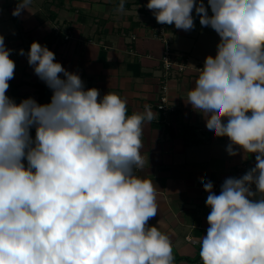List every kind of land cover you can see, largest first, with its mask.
<instances>
[{"label":"clouds","instance_id":"9594fccd","mask_svg":"<svg viewBox=\"0 0 264 264\" xmlns=\"http://www.w3.org/2000/svg\"><path fill=\"white\" fill-rule=\"evenodd\" d=\"M31 3L16 0L12 15L30 11ZM207 5L146 4L158 24L191 31L195 10L218 34L216 54L198 68L185 103L216 137L228 138L230 156L237 149L255 154V167L226 178L218 195L201 178L211 211L199 255L203 264H264V0ZM12 52L0 34V264H174L170 237L148 224L158 214V188L137 174L145 170V126L158 113L145 105L129 115L126 98L85 89L37 41L18 54L51 99L17 104L6 95L15 76Z\"/></svg>","mask_w":264,"mask_h":264},{"label":"crops","instance_id":"0c3cea01","mask_svg":"<svg viewBox=\"0 0 264 264\" xmlns=\"http://www.w3.org/2000/svg\"><path fill=\"white\" fill-rule=\"evenodd\" d=\"M147 2L125 0L124 11L119 12L120 0H32L30 11L16 17L12 15L16 0H0V34L6 47L13 49L10 58L16 65L6 95L17 104L28 97L40 104L50 102L51 89L34 74L26 55L18 54L20 49L27 53L37 41L53 51L65 69L77 73L85 89L97 88L100 97L114 92L126 98L129 115L151 106L158 118L145 126L141 149L145 170L137 173L158 188V214L148 224L170 237L174 264H203L200 241L207 234L211 209L205 203L201 178L210 180L218 195L226 178H240L255 167V154L245 157L237 149L239 154L230 156L228 138L216 137L201 114L185 103L197 68L203 67L206 56H215L220 39L213 29L200 24L195 10L193 30L166 25L173 51L189 57L190 69L184 74L174 71L167 81L166 96L173 111L168 118L162 116L158 105L163 96L165 45L155 37L157 21ZM204 3L208 7L207 0ZM66 35L72 37L66 40ZM30 134L34 139V127Z\"/></svg>","mask_w":264,"mask_h":264},{"label":"built area","instance_id":"2783aa9c","mask_svg":"<svg viewBox=\"0 0 264 264\" xmlns=\"http://www.w3.org/2000/svg\"><path fill=\"white\" fill-rule=\"evenodd\" d=\"M155 37L160 39L165 45L164 52L161 56V66H162V86H163V96L161 97L160 103L158 105V110L161 112L162 116L168 118L173 109L170 106L168 101V97L166 93L168 91V80L172 76L174 71H178L180 73H186L188 69H190L189 65V57L182 53H177L173 51L169 40L166 35V24H158L156 23L154 26ZM72 36L66 35L65 39L68 40ZM201 68V67H199ZM198 70V68H197ZM166 124L171 125V122L167 120Z\"/></svg>","mask_w":264,"mask_h":264},{"label":"trees","instance_id":"16d2710c","mask_svg":"<svg viewBox=\"0 0 264 264\" xmlns=\"http://www.w3.org/2000/svg\"><path fill=\"white\" fill-rule=\"evenodd\" d=\"M189 260V259H188ZM197 259H194V260H192V261H196Z\"/></svg>","mask_w":264,"mask_h":264}]
</instances>
